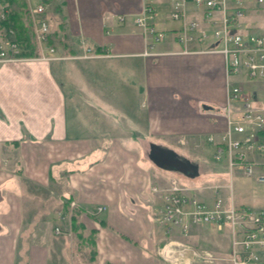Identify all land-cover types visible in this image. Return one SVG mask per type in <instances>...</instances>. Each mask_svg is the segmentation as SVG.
Listing matches in <instances>:
<instances>
[{
    "label": "crops",
    "instance_id": "crops-1",
    "mask_svg": "<svg viewBox=\"0 0 264 264\" xmlns=\"http://www.w3.org/2000/svg\"><path fill=\"white\" fill-rule=\"evenodd\" d=\"M52 1V19L47 10L45 15L48 29L64 41V52L56 54H80L83 40L97 56L69 61L67 96L54 60L0 62V264H49L51 244L33 227L45 213L36 209L44 206L38 195L47 187H53L63 202L61 211L68 214L65 200L75 202L68 222L75 217L76 246L87 254L88 264H166L158 254L167 239L159 217L161 203L151 186L186 177L154 169L146 147H166L185 159L201 160L209 151L212 155L206 136L225 127L217 110L226 94L223 56L197 51L208 48V42H193L184 51L173 36L180 24L169 18L173 0ZM146 3L156 13L153 25L170 34L151 48L133 22ZM186 9L187 19L201 21V9L192 2ZM117 15L126 18L119 21ZM248 18L245 13L247 24ZM82 66L88 69L83 77L92 87L85 94L74 70ZM120 67L131 71L141 87V103L135 110L125 108V91L114 88L118 82L124 86ZM233 80L242 81L239 76ZM253 95L264 110V100ZM82 96L89 102L85 106L79 102ZM103 102L110 112L97 117L104 111ZM112 108L119 109L118 116ZM113 128L115 134L110 133ZM214 163L223 177L222 168ZM198 180L187 184L200 188L212 183ZM197 192L200 198L211 194ZM98 206L105 208L92 213ZM194 230L201 232L196 235ZM226 230L191 226L188 237L176 238L187 242L195 238L227 257ZM199 243L190 242L195 247Z\"/></svg>",
    "mask_w": 264,
    "mask_h": 264
},
{
    "label": "built area",
    "instance_id": "built-area-1",
    "mask_svg": "<svg viewBox=\"0 0 264 264\" xmlns=\"http://www.w3.org/2000/svg\"><path fill=\"white\" fill-rule=\"evenodd\" d=\"M192 2L201 9V21L186 18V5ZM264 0H173L169 18L178 21L174 38L187 52L189 44L209 43L208 48L199 51L220 52L224 59L226 94L225 102L219 109L225 120L222 132L206 136L213 146V159L227 174V184L214 183L200 188L183 184L173 177L165 184H153L151 192L161 203L160 222L164 225L165 243L158 254L166 264H264V212L250 206L237 205L231 195L222 191H232L235 175L253 177L264 183V110L257 107L254 95L244 91L242 82L232 83L233 76H241L242 81L252 80L264 73V37L250 33L244 20V12L250 5H261ZM46 4L42 1L29 4L35 39L40 47L38 58L46 60H66L96 57L92 48L82 40V53L74 56L57 55L49 40V26L44 16ZM6 0H0V22L7 19ZM155 11L149 3L133 18L134 25L148 38L146 46L164 38V31L155 27ZM124 15H117L123 21ZM210 27V31H207ZM22 46L14 39L11 28H0V62H15L25 57ZM238 171V173H237ZM197 189L209 191L210 197L200 198ZM70 201L67 218L75 208ZM104 206L96 207L102 212ZM191 226H210L218 232L227 231L229 251L227 257L199 249L177 236L188 237ZM57 234L65 232L56 227ZM177 235V236H176ZM177 237V238H176Z\"/></svg>",
    "mask_w": 264,
    "mask_h": 264
},
{
    "label": "rangeland",
    "instance_id": "rangeland-1",
    "mask_svg": "<svg viewBox=\"0 0 264 264\" xmlns=\"http://www.w3.org/2000/svg\"><path fill=\"white\" fill-rule=\"evenodd\" d=\"M37 1L38 0H26V2H27L26 5L28 8V18H29V22H30L31 30H32L31 35L33 37V40H35L34 42H36L37 40L35 39V32L33 30L34 26H33L32 20H31V16L29 13V7L28 6H29V4L30 5L35 4ZM52 3H53V1H51L47 5V16L49 15L48 17H51V19H52V16L54 15ZM246 14H247V16L249 15V18H248L249 24L248 25H250V27H251L249 32L255 33L256 35L264 37V3L261 5H255V6L251 7L249 10H247ZM51 19H50V22H51ZM50 31H51V29H50ZM169 35H170L169 32H166L165 36H164L165 39ZM50 39H51L50 41H52V43H50V44L55 46V52H58V53L64 52V49L62 47L63 45H61V41L63 39L59 38L56 33L55 34L52 33V31H51ZM62 42H64V41H62ZM47 44H49V43H47ZM36 46L38 48V51H40V47H39L37 42H36ZM73 55H78V54H73ZM69 61L71 62V61H73V59L72 60L71 59L70 60H68V59L56 60L55 62H57V63H55V65H53L56 76L59 79V81L62 83V86L64 88L63 90L66 92V96L68 93L67 89H69V75H68V73H69ZM74 70L76 72V77L78 78V83L81 86V90L85 94V92H87V90H91L90 88H92L91 86L87 85V81H86L85 77H83L84 72L88 71V69L82 66V67L76 68ZM117 70H118L119 74L121 75V77L123 78L122 83L124 86L121 87V84L118 82V81L121 82V79H118V81L112 82V83L118 82L117 86H115L114 88L115 89L117 88L118 91H125V97L128 98L127 99L128 102L126 103L125 108L127 110L128 109H131V110L134 109L135 110V108L137 109V106L141 103V99H140L141 97L139 96V93L141 92V87H139L140 85L138 84V80H137V78H135L136 76L134 77V75H132V72L129 70H124L121 67ZM241 82L242 83L240 85L243 86L244 91H246L247 93H250L249 95L252 96V94H257L256 98L259 97L261 100H264V73L262 76L254 77L252 80H246V81H241ZM236 83H240V82H236ZM79 100H80L79 102L83 106H85L86 104L89 103L87 101V98L84 96L79 97ZM256 101H257V99H256ZM103 104H105V103L103 102ZM103 110H104L103 112H99L100 114L96 113L97 117H99L101 115L106 116V114H109L108 112H110V111L106 112L108 110L106 104H105V107L103 108ZM111 110H112L111 112L114 113V115H117V116L119 115L118 114L119 109H118V111L113 109V108ZM95 121H96V119L94 120V122ZM109 130H110V133L115 134L114 128L109 129ZM104 136H107V133H106V135H103L101 137H104ZM101 137L99 139L100 141H101ZM148 147H146V155H148V153H149ZM211 149H212V155L210 154L211 151L206 152L207 154H205V157H203V159H201V160L193 159V158H191V159L186 158L187 160H189L190 162H192L198 166L197 167L198 168V170H197L198 175L194 178L188 177L187 179L181 177L183 179V182L185 181L186 183L194 184L193 182L197 181V178H198L199 179L198 182L201 184H205L207 182H212V183L218 182V183H224V184L228 183L229 177L227 174H224L223 177L220 173L217 174L218 173V170H217L218 165H216V163H214V161H213V158H211L213 156V148H211ZM180 157H182V156H180ZM1 162L4 165V163H6V160L2 159ZM152 165H154V169L161 171L157 166H155V164L153 162H152ZM163 171H165V170H163ZM165 172L169 175H176V176L180 177L177 172H171L168 170ZM237 173H238V171H237ZM15 174H16V172H15ZM2 175L3 174L0 175V182L3 180ZM8 176H10V175H7V174L4 175V177H8ZM231 182L233 185L231 193L229 192V190L227 188L223 190V193L226 196H228L229 193L232 194L233 201L236 204V206L240 205V204H244L246 206H250L254 210L264 211V183H259V182L255 181V179L253 177H244L241 175H235ZM52 188L53 187L44 188L45 190L41 191V194L38 195L39 201H42L40 199V198H42L43 200H45L44 201L45 204L42 207V209L37 208L36 210H38V211L43 210V211H45V213L42 214L41 218L38 219L37 224H35V226H33L34 229L38 232V235L43 234L45 236L44 239H46L51 244L49 247V250H48L49 251V259H48L47 263H49V264H88L87 254L81 249L82 247L80 245H79V247L76 246L77 244H79L77 233H75L76 231L71 229V226L69 225L67 216L64 218V216L67 215V213H66L67 211H65V212L61 211V207L63 205V202L61 201L60 197H58L56 192L53 191ZM197 194H198V192H197ZM198 196H201V195L198 194ZM203 196H205V194ZM56 227L60 228L62 230V232L64 231L65 234H57L55 232ZM202 231L203 232H210L211 230L202 229ZM193 232H194V234L197 235L199 232H201V230H198V231L194 230ZM69 233H70V235H69ZM193 240H195V238L193 239L190 237V239L188 241L194 243V245L199 243L197 240H196V242ZM190 242H188V243H190ZM199 245H202V244L199 243ZM199 245L197 248L204 249L207 251H211V252L215 253L216 256H218V255L221 256V254H222V253H220L219 249H216L213 246H207V244L202 245V246H199ZM75 249H77L78 251ZM262 254H263V259H264V251H262ZM198 264H206V263H198ZM214 264H219V263L215 262Z\"/></svg>",
    "mask_w": 264,
    "mask_h": 264
},
{
    "label": "trees",
    "instance_id": "trees-1",
    "mask_svg": "<svg viewBox=\"0 0 264 264\" xmlns=\"http://www.w3.org/2000/svg\"><path fill=\"white\" fill-rule=\"evenodd\" d=\"M51 1L52 0H42L43 4H48ZM26 4V0H6L8 10L7 19L0 22V28L7 30L11 28L14 31V39L22 46L21 55L25 57H37L39 51L31 35L32 30ZM50 40V38L47 40L49 44L52 43ZM65 201L67 204L69 203L68 200ZM69 225H71L72 230L78 231V225L74 216L71 217Z\"/></svg>",
    "mask_w": 264,
    "mask_h": 264
},
{
    "label": "water",
    "instance_id": "water-1",
    "mask_svg": "<svg viewBox=\"0 0 264 264\" xmlns=\"http://www.w3.org/2000/svg\"><path fill=\"white\" fill-rule=\"evenodd\" d=\"M148 159L156 166L180 172L187 177L194 178L198 175V166L189 160L180 157L173 150L151 144L149 147Z\"/></svg>",
    "mask_w": 264,
    "mask_h": 264
}]
</instances>
